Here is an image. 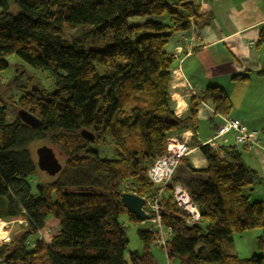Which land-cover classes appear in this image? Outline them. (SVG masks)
<instances>
[{"label":"trees","instance_id":"obj_1","mask_svg":"<svg viewBox=\"0 0 264 264\" xmlns=\"http://www.w3.org/2000/svg\"><path fill=\"white\" fill-rule=\"evenodd\" d=\"M187 1L192 0H11L18 10L13 17L7 0H0V74L14 56L51 77L49 90L37 84L24 91L19 72L3 84L0 219L20 215L27 228L0 246L2 264H128L126 253L130 264H154L150 248L158 234L145 229L148 219L127 212L120 194L153 200L159 188L145 173L166 153L167 139L182 129L196 130L200 103L217 116H228L232 109L220 87L191 97L184 118H177L169 105L174 58L164 51L166 41L192 24L204 29L212 20L211 13L198 14L193 1L182 5ZM162 16L167 21H159ZM132 18L146 20L130 25ZM74 26L93 27L94 36L109 30L110 43L101 49L69 44L64 30ZM13 92L20 96L13 98ZM20 110L37 124H23ZM82 130L94 140H84ZM38 142L56 148L63 163L53 182L37 185L32 193L28 179L37 167L29 147ZM100 146L110 148L112 157H101ZM200 151L206 169H194L182 158L172 176V183L181 185L198 208L199 224L189 226L179 215L169 188L163 194L160 222L171 230L167 261L264 264L262 256L241 259L222 251L236 235L251 230H261L258 248L264 245V202L244 195L260 183L243 161L246 149L204 145ZM123 216L138 225L141 253L128 251ZM49 218L58 224L50 242L38 239L27 246L29 236L42 231Z\"/></svg>","mask_w":264,"mask_h":264},{"label":"crops","instance_id":"obj_2","mask_svg":"<svg viewBox=\"0 0 264 264\" xmlns=\"http://www.w3.org/2000/svg\"><path fill=\"white\" fill-rule=\"evenodd\" d=\"M192 1L198 6V14L211 13L212 20L204 29L192 24L189 30L175 33L166 41L164 51L174 58L169 105L177 118H184L191 93L199 96L208 87L223 89L232 105L228 117L260 134L243 157L260 183L245 189L244 195L251 202H264V76L260 75L264 73V0ZM159 21L165 22L167 17ZM219 123L213 109L200 103L196 130L182 129L170 137L189 147L191 152L185 159L192 168L206 169L200 147L212 138ZM215 143L221 148L235 146L232 133ZM122 223L127 226L129 222L126 218ZM47 224L58 227L52 218Z\"/></svg>","mask_w":264,"mask_h":264},{"label":"rangeland","instance_id":"obj_3","mask_svg":"<svg viewBox=\"0 0 264 264\" xmlns=\"http://www.w3.org/2000/svg\"><path fill=\"white\" fill-rule=\"evenodd\" d=\"M7 4L8 13L11 16L15 17L18 14L17 8L12 5L11 0H7ZM145 20V18H132L129 20V24L140 25L145 23ZM93 31L94 28L90 26H74L72 28L64 30L63 38L64 40L68 41L69 44L75 43L77 45L83 46L86 49H101L105 45L110 43L109 30L105 32V34L100 36H94ZM7 64L8 69L0 74V97H2L3 95L4 97L7 96L6 87L3 84H6V81L11 80L16 76L18 77V75V85L20 83L19 86L24 88V91L26 92H29L31 89L36 88L38 86L37 84H40L41 87L47 90L51 88V77L49 76L48 72L32 70L14 56L7 58ZM16 72H19L18 75L16 74ZM18 91L20 92L22 91V89H19ZM12 96L13 98H18L20 94L18 92H13ZM41 146L51 147L54 153L57 154L56 157L62 165L63 158L59 151L56 148L50 146L49 144L43 142L34 143L29 147L31 156L35 162V151ZM97 149L99 150L101 157H112V150L110 148L100 146ZM55 178L49 177L45 173L40 172L38 169H36L34 174H32V176L28 179L32 193H35L37 185L51 183L54 181ZM164 194H166V192ZM144 209H147V207L144 206ZM125 220L126 217H121V222H124ZM0 222L2 224V230L4 234V240L0 241V246L9 243L14 234L24 231L27 228L26 221L20 215L9 219H0ZM46 226H48L50 230H52L45 235L47 236L45 238L47 239L49 237L51 239L52 236L56 233V230L54 229L55 227L54 225L48 224H46ZM137 229L138 225L136 224L128 223L126 226V234L129 242L128 251H136L141 253L143 249V244L139 241L136 235ZM41 233H43V231ZM260 235L261 230H251L241 235H236L231 244H226L222 246V251L226 254H236L241 259H249L252 256L264 257V245L262 249L258 248L257 238ZM3 237H1L0 235V238ZM39 238V234L29 236L28 240L26 241V245L29 247L31 245L33 246L34 242ZM39 240L41 241L42 239ZM42 242L49 243L48 241ZM150 251L154 259V264H180L178 259H172L167 261L165 252L156 244L151 246ZM125 258L127 263L130 264L128 261L127 253L125 255ZM0 264H2L1 261Z\"/></svg>","mask_w":264,"mask_h":264},{"label":"built area","instance_id":"obj_4","mask_svg":"<svg viewBox=\"0 0 264 264\" xmlns=\"http://www.w3.org/2000/svg\"><path fill=\"white\" fill-rule=\"evenodd\" d=\"M176 71L178 72L179 69ZM191 96L196 97V95L192 93ZM218 118L220 123L214 131L212 138L205 144L213 150H218L219 148L215 143L216 140L231 133L233 135L235 146L247 150L252 149L254 139L260 138L258 132L248 130L242 125L240 120L228 116H218ZM190 152L191 150L186 144L180 142L175 137L169 138L166 142V153L157 159L149 167L146 173L148 180L159 188V192L153 200H146V207L148 210L145 212L148 214V221L145 229L157 232L158 239L155 244L165 252V255L167 243L171 238V230L162 227L160 222V212L163 194L167 188L170 189L173 203L175 204L179 215L184 217L185 222L189 226L198 225L200 222L199 210L192 202L187 192L181 185L172 183V176L179 161L188 156ZM42 231L43 233H41ZM42 231L38 233L40 237L39 239H42L45 242H50L51 239L49 237L47 239L45 238L47 237L45 235L51 231L50 228L46 226Z\"/></svg>","mask_w":264,"mask_h":264},{"label":"water","instance_id":"obj_5","mask_svg":"<svg viewBox=\"0 0 264 264\" xmlns=\"http://www.w3.org/2000/svg\"><path fill=\"white\" fill-rule=\"evenodd\" d=\"M182 5L192 6L193 2L187 1ZM18 117L19 120L27 126L32 127L37 124V120L32 115L23 110L18 111ZM80 136L88 142L94 140L93 134L86 130L80 131ZM35 154L36 167L40 172L45 173L49 177H55L60 173L62 165L51 147L41 146L36 149ZM120 200L128 213L136 216L141 221H146L148 219V214L144 210V206H146L145 199L135 194L121 193Z\"/></svg>","mask_w":264,"mask_h":264},{"label":"bare ground","instance_id":"obj_6","mask_svg":"<svg viewBox=\"0 0 264 264\" xmlns=\"http://www.w3.org/2000/svg\"><path fill=\"white\" fill-rule=\"evenodd\" d=\"M55 155H57L56 153H55ZM163 156V155H162ZM221 156V155H220ZM156 160V159H155ZM60 162V161H59ZM155 162V161H154ZM179 164V163H178ZM178 167V166H177ZM62 170V169H61ZM147 171V170H146ZM147 173V172H146ZM146 173H145V175H146ZM56 176H58V175H56ZM55 178V177H54ZM147 178V177H146ZM55 180V179H54ZM150 182V181H149ZM125 186V185H124ZM126 188V187H125ZM89 191V190H88ZM91 191V190H90ZM85 192V191H84ZM125 192V191H124ZM122 193H123V191H122ZM148 210V209H147ZM55 229V228H54ZM53 229V230H54ZM57 229V228H56ZM55 229V230H56ZM52 230V229H51ZM2 224L0 223V234L2 233ZM53 234V233H52ZM1 237H3L2 235H1ZM2 240H4V237L3 238H0V241H2ZM41 241H43V240H41ZM49 242V241H48ZM47 245V244H46ZM49 246V245H48Z\"/></svg>","mask_w":264,"mask_h":264}]
</instances>
